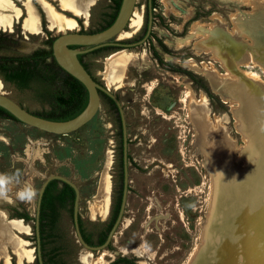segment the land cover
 <instances>
[{
    "label": "rangeland",
    "instance_id": "obj_1",
    "mask_svg": "<svg viewBox=\"0 0 264 264\" xmlns=\"http://www.w3.org/2000/svg\"><path fill=\"white\" fill-rule=\"evenodd\" d=\"M11 1L22 15L14 21L11 31H0L12 32L16 26V32L21 35L18 38L20 52L27 53L41 46L49 33L43 28L38 33L24 31L29 2L37 8L41 24L43 21L52 36L62 32L50 26L40 0L37 1L41 7L36 0ZM44 1L65 16L76 18L78 25L66 31L97 30L108 19L104 14L112 11L111 0H95L89 13L79 18L62 10L61 1ZM167 4L171 10L167 9L165 0H156L150 39L119 49L135 55L139 67L130 66L120 84L108 87L119 96L124 108L130 159L125 211L110 244L101 250L108 253L104 264L121 256L131 258L137 264H264V1L259 3L256 13L248 3L240 0H167ZM138 21L139 26L136 29L130 26L120 39H133L141 33L146 21V0L140 2L135 16V22ZM234 23L237 25L235 31ZM202 31L209 33V46L217 48L218 54L195 47L196 41L199 43L203 38ZM244 33L249 37H243ZM179 41L181 46L177 48ZM110 52L83 56L91 73L102 83H105L106 60L115 54L108 56ZM174 57L179 61L174 62ZM188 59L195 61L194 66L184 64ZM221 60L239 82L222 78L227 73ZM161 62L172 63L200 80L194 82L186 73L174 72ZM207 65H211L220 89L239 100V109H233L213 90L205 75ZM247 73L257 74L259 78H250ZM185 80L189 81L191 89L187 88ZM202 85L208 87L209 92ZM238 89L239 95L234 91ZM192 91L198 99L205 95L209 115L221 118L222 129L230 142L216 140L221 153L213 148L206 149L213 166L212 174L186 111L184 101ZM0 92L29 110L37 107L28 93L18 92L3 81H0ZM237 117L243 122L242 130L236 123ZM210 127L214 129L213 124ZM116 133L115 114L108 109L103 97L91 120L68 134L49 133L20 121L0 118V173L20 174V182L11 186L8 198L16 200V192L24 186H32L38 193L47 176L64 175L79 187V214L85 226L90 228L94 222L100 229L102 225L99 224L109 218L114 192L120 182V149ZM246 134L249 141L245 142L243 135ZM234 148L240 149L247 158L244 168L235 163ZM229 166L240 174L235 182L228 178L221 184ZM257 170L263 172L256 189L262 193L255 208L251 201L247 204L246 215L250 220L236 225L244 239L222 245L218 226L226 213L217 204L221 199L220 191L242 190L246 184L245 175ZM106 178L110 182L109 207L103 218L100 214L104 207L101 189ZM246 189L250 192L249 186ZM227 197L224 192V198ZM239 199L240 194L235 192L228 201L231 215L236 213L233 203ZM35 204L36 198L30 202H17L20 209L25 208L32 216ZM1 205L8 204L4 201ZM146 206L148 209L144 211ZM93 208L99 215L93 216ZM28 224L29 234H21V237L35 249L34 221L30 220ZM53 231L55 235L48 247H57V258L64 264H83L80 260L83 252L91 255L101 252H90L77 242L71 215L65 210L60 211ZM203 238L206 246L202 243ZM249 244H255V250L250 251L248 246L249 253L242 252L243 245ZM10 260L15 264L14 256Z\"/></svg>",
    "mask_w": 264,
    "mask_h": 264
},
{
    "label": "bare ground",
    "instance_id": "obj_2",
    "mask_svg": "<svg viewBox=\"0 0 264 264\" xmlns=\"http://www.w3.org/2000/svg\"><path fill=\"white\" fill-rule=\"evenodd\" d=\"M58 1H61L60 5L62 7V10L71 11L73 14L80 15L81 17L83 15L84 16L87 15L88 7L93 5V3L95 2V0H58ZM168 1H170V0H168ZM240 1L248 3L250 8H253L252 11L255 12L257 10V7L259 5H261L259 3L261 1H264V0H240ZM40 2H41L42 6H43V8L47 14L48 22H49L51 27L56 28L60 31H64L66 29H72V28H75L77 26L74 19L69 18V17L65 16L64 14L60 13L47 1L40 0ZM165 4L167 5V9L171 10L169 5L167 4V0H165ZM237 4H240V3H237ZM170 6H171V4H170ZM174 11L176 13L179 12L178 10H174ZM21 15H22V11L11 0H0V29L8 30L9 28H11L12 23L15 21V19L19 18ZM39 22H40V15H39L37 8L32 3H30V2L27 3L26 4V16H25L24 24H23L24 31L28 32V33L38 32L40 29ZM134 22H135V18H134V21H133L131 27L136 29L139 26L140 21L135 22V23ZM245 24H244V26H245ZM236 28H237V25L235 24L234 31L236 30ZM217 31L219 32L221 30L217 29ZM217 31H214V32L216 33ZM221 33H222V31H221ZM202 37L203 38L200 40L199 43H197L198 41H196L195 47H197L199 49L203 48L205 51H209L213 54H218L219 50L217 48H213V47L209 46L208 41L211 38L209 33H207L206 31H202ZM243 37L248 38L249 35L244 33ZM203 41H205V44L202 43ZM263 42H264V38H263ZM201 44H202V46H201ZM180 46H181V42L179 41L177 43V48H179ZM263 46H264V43H263ZM262 51H264V48ZM127 53L125 51H120V52L115 53L114 55H112L111 57H109L106 60V64H105L106 72L104 74L105 78L103 80L105 81V85L107 87L116 86V85L120 84L122 82V78L124 76H126L127 73L130 71V66L137 65L136 56L132 55V54L130 55ZM196 54H198V53H196ZM174 61L177 62V61H179V59L175 58ZM194 62L195 61H193L192 59H188L185 61L184 64H186L188 66H194ZM221 64L227 73L226 75L222 76V78L223 77H229V78H232V80L236 81V83L239 82V78L237 79V76L234 75L229 70L227 65L224 62H222V60H221ZM205 75L208 76V78L210 79L211 87L213 88V90L216 93L219 94L221 99L224 102L228 103L233 109H239L237 107L241 104L239 102V100H234L235 97L233 99V97H232L233 95H228L227 93H225V91H222L223 89H220L219 82L217 83L218 79L213 74V70L211 69V65H207V67L205 69ZM247 75L250 76V78H259V76L257 74L247 73ZM173 77L175 78L177 76L174 75ZM185 84H186L187 88L191 89L188 80H185ZM234 91H236V94L239 95L240 89L234 90ZM203 95H201V97L198 99L195 96L194 92L192 91L190 97L187 98L184 102L186 103V111L188 113V117L191 119L194 131H195L196 141H198V143H199L201 153L203 155L204 160L206 161L205 163L207 164L208 169L210 170V172L212 174L213 166H212V163L210 161V157L208 156V153L206 152V149L207 148H213V149H215L216 152L221 153L220 147H218L216 140H219L220 142H227V143H230V142L228 141L226 133L222 129V127H224V125L222 123L221 118H218L217 116L211 117V115H209L208 109H207L208 105H206V100L204 98L205 95L204 96ZM236 123L239 127H241L240 130H242L243 122L239 117L236 118ZM210 124H213L214 129H212L210 127ZM247 137H248L247 134L243 135L245 142L247 140L249 141V139ZM233 156L235 157V163L241 164V166L244 168L246 163H247V158L244 157L243 152L240 149L234 148ZM110 162H111V159L109 160V163ZM239 172L240 171L234 169L232 166H229L228 174H227V176H224L221 179V184H223L225 179H228V178L235 182L236 179L238 178L239 174H240ZM261 175H263V172L261 170H257V171H255V173L246 174L245 175L246 176V184L244 185L242 190L235 188V189H232L230 192H228L225 189H222L220 191V198L221 199L219 202H217V204L219 205V207L222 210H224V213H226V217L223 219L220 226H218V232L221 235V239L223 240L222 245L223 244L227 245L226 242H228V244H229V242H232L233 240H235L236 243H239L240 241H242L244 239L242 237V233L239 234L237 232L236 225H239V224L243 225L244 222H246L248 219L250 220V218H248L246 215V207L250 201L253 204L254 208L257 205V202L259 200L258 198H260L259 194L262 193L261 191L256 190L257 184H258L257 182H258V179L260 178L259 176H261ZM246 186H249L250 192L247 191ZM109 188H110L109 178H106L103 181V185H102V189H101V195H102V198H101L102 201L101 202H103L104 207L101 208L100 214L102 215L103 218L107 215V212H108ZM212 189H213L212 190V194H213L214 186L212 187ZM224 192H226V194H228L227 199L224 198ZM235 192L238 193V195L240 194L241 199H239L238 201L233 203V207L236 209V213L231 215L229 213V209L227 207L228 206L227 204H228L229 200H232L233 193H235ZM6 199L10 200V198H8V197ZM92 212H93V216L98 214V213H96L95 208L92 209ZM7 222H9V221H7ZM7 222H4V221L2 222L1 218H0V237L5 239V240L12 241V244L14 245L15 250H18V252H19V254L17 252L19 263H20V261H22L21 260L22 256H25V257H27V259H30L31 255L24 252V250L19 245V242H17L18 238L13 236V234H12L13 230L11 231V226H12V228L18 227L19 229H21L20 226H18L19 224L18 223H10L9 224ZM250 229H252V228H250ZM4 242H2V244ZM202 243L204 246H206L205 238H203ZM2 244L0 243V255L4 256L5 264H9L8 254L6 252H4V250H3L4 244L3 245ZM247 247L249 248L250 251L251 250L253 251V249L255 248V244L254 245L249 244L246 247L243 245L244 249L241 251L243 252L244 250H246L249 253V250L247 249ZM107 255H108V253L106 251H101L97 255H91L89 253L87 254V253L83 252V254H81V256H80V260L83 264H104L106 262V256ZM194 259H195V256H194ZM194 259H192V260H194ZM228 259H229V257H228ZM192 260H191V262H192ZM230 260H232V259H230ZM253 260L254 259H252V261Z\"/></svg>",
    "mask_w": 264,
    "mask_h": 264
},
{
    "label": "trees",
    "instance_id": "obj_3",
    "mask_svg": "<svg viewBox=\"0 0 264 264\" xmlns=\"http://www.w3.org/2000/svg\"><path fill=\"white\" fill-rule=\"evenodd\" d=\"M111 1L112 11L104 14L108 17L106 23L97 30H81L82 32H96L106 28L113 22L117 15L121 0ZM155 4L156 3H153L152 7H154ZM16 34H18V32H16V26L12 32L0 31V77L2 81L18 92L28 93L30 99L37 104V107L34 110L24 108L37 116L50 120L63 121L71 119L79 114L86 106L88 98L87 90L79 80L66 72L57 63L51 48L54 37H48L43 41L41 46L32 49L30 52L22 53L15 49V45L19 41V37H14ZM112 48V46H104L88 53L96 54L107 52L112 50ZM85 54H81L80 56L82 57ZM179 71L189 75L194 82L200 80V78L198 79L196 75L191 72H186L180 68ZM202 87L206 92L208 91V87H204L203 85ZM102 95L108 109L115 114V122L117 123L116 134L118 136L120 149V182L114 212L111 213L107 221L99 224L102 225L100 229L95 226L96 224L94 222H91L92 226L87 228L80 214L78 215V224L82 237L89 245H94L95 243L100 244L105 240L106 234L117 216L122 190V133L119 113L113 100L104 93H102ZM208 95L210 97L212 96L211 93H208ZM0 118L18 121L2 107H0ZM73 201L74 190L69 184L58 179H53L47 184L42 196L39 216L41 258L43 264H64L57 258V247L49 248L48 244L55 235L53 231L54 225L58 221V216L54 209L59 204L61 206H70L71 211ZM8 209L10 210L11 217L21 218L25 222H29L30 220L34 221V216L29 214L25 208L19 210L16 207L8 206ZM35 263L38 264L37 257L35 258ZM107 264L137 263L131 258L121 256Z\"/></svg>",
    "mask_w": 264,
    "mask_h": 264
},
{
    "label": "water",
    "instance_id": "obj_4",
    "mask_svg": "<svg viewBox=\"0 0 264 264\" xmlns=\"http://www.w3.org/2000/svg\"><path fill=\"white\" fill-rule=\"evenodd\" d=\"M141 0H121L117 15L113 22L106 28L96 32H82V31H71L64 30L54 36L51 44L52 54L56 59L57 63L69 74L79 80L87 90L88 98L86 106L83 110L71 119L56 121L37 116L8 95L0 92V107L7 110L15 119L18 121L38 128L40 130L55 133V134H68L85 125L95 115L99 107L101 106L100 93H104L109 96L115 103L121 123L122 133V166H123V190L121 203L118 214L115 221L113 222L105 241L100 245H89L82 237L79 224V200L80 190L77 184L69 179L68 177L61 174H51L47 176L41 183L38 194L36 197L35 212H34V235H35V251L39 264H43L41 258V244H40V231H39V216L40 206L44 190L47 184L53 180L58 179L62 182L69 184L74 190V202H73V226L75 230V236L77 242L89 250L101 251L110 244L114 234L117 232L119 225L123 219V213L125 211L128 185H129V163H128V131L127 123L124 113V108L119 99V96L106 87L105 83L97 81L93 76L85 69L78 55L90 52L94 49L108 46V45H119V46H133V44H124L121 42H115L122 38L132 25L139 8ZM76 19V18H74ZM152 15H149V28H151ZM42 29V28H41ZM146 36L138 42V44L144 41ZM118 51V50H116ZM0 81H2L0 79Z\"/></svg>",
    "mask_w": 264,
    "mask_h": 264
},
{
    "label": "flooded vegetation",
    "instance_id": "obj_5",
    "mask_svg": "<svg viewBox=\"0 0 264 264\" xmlns=\"http://www.w3.org/2000/svg\"><path fill=\"white\" fill-rule=\"evenodd\" d=\"M54 2H55V0H54ZM153 3H156V0H146V21H145V25H144V27H143V29H142V31H141V33L137 36V37H135V38H133V39H119V40H117V41H115V42H121V43H124V44H133V43H135V45H133V46H136V45H138V42L139 41H141L145 36H146V38H145V40L144 41H142V43H140V44H143V43H145L148 39H150L151 38V32H152V23H153V18H154V16H153V11H152V9L153 8H155V6H156V4L154 5V7H152V4ZM57 4V3H56ZM65 11V10H64ZM150 13H151V15H152V19H151V28H150V30H149V33L147 34V32H148V28H149V15H150ZM42 28L43 29H45V31H48L49 33L47 34V36H46V38H48V37H54V36H52L51 35V32H50V29L48 28V27H46L45 25H43V23H42ZM14 37H21V35L20 34H16ZM20 41H18L17 42V44L15 45V49L16 50H18L19 49V46H20ZM108 46H112L113 48H112V50H110L111 52H110V54L108 55V56H110L111 54H114V53H116V52H120L121 50H119V49H123V48H128V47H133V46H119V45H108ZM161 46L163 47V49H165L166 51H168L169 52V50L168 49H166V47L164 46V45H162L161 44ZM116 50H118V51H116ZM19 51V50H18ZM153 52H154V54L157 56V58L159 59V61H162V59L160 58V56L158 55V53H157V51L155 50V49H153ZM88 53V52H87ZM83 54H85V53H83ZM81 54H79L78 55V57H79V60L81 61V63L83 64V66L85 67V69L93 76V78H95L97 81H98V79L91 73V71L89 70V68H88V64L84 61V58H83V56L81 57L80 56ZM175 58L176 57H174V58H172L173 59V61L175 60ZM175 62V61H174ZM161 64L162 65H164L165 67H167V68H171L172 69V71H174V72H176V71H179V68L178 67H176L174 64H172V63H163V62H161ZM0 79H1V77H0ZM103 79V78H102ZM2 80V79H1ZM100 97H101V100H102V97H103V95H102V93H100ZM120 118V117H119ZM121 124V123H120ZM128 145H129V139H128ZM129 159H130V154H129V147H128V163H129ZM123 167V166H122ZM118 190H119V187H117L116 189H115V192H114V196H113V199H112V204H111V207H110V214H109V217H110V215H111V213H113L114 212V209H115V206H116V201H117V197H118ZM122 190H123V174H122ZM122 190H121V197H122ZM128 192H129V185H128ZM151 192H154L153 190H151ZM146 198L147 199H149L150 197L149 196H146ZM42 201V200H41ZM74 202V201H73ZM127 202V201H126ZM120 203H121V198H120ZM119 207H120V204H119ZM72 210L70 211V206H61V205H57L56 206V208L54 209V211L57 213V216L60 214V211L61 210H65L69 215H72V217H73V205H72ZM148 209V207L146 206V207H144V211L145 210H147ZM40 211H41V206H40ZM118 211H119V209H118ZM118 214V213H117ZM81 216V215H80ZM83 219V218H82ZM116 219V218H115ZM84 221V220H83ZM115 221V220H114ZM72 222H73V220H72ZM110 230V229H109ZM109 232V231H108ZM108 234V233H107ZM107 234H106V237H107ZM106 237H105V239H106ZM105 241V240H104ZM103 241V242H104ZM102 242V243H103ZM102 243H100V244H102ZM35 244H36V241H35ZM100 244H98V243H95L94 245H100ZM37 256H36V251H35V258H36ZM118 258V257H117ZM116 258V259H117ZM113 260H115V259H113ZM112 260V261H113ZM111 262V261H110ZM32 264H36L35 263V260L33 261V263ZM39 264V263H38Z\"/></svg>",
    "mask_w": 264,
    "mask_h": 264
},
{
    "label": "crops",
    "instance_id": "obj_6",
    "mask_svg": "<svg viewBox=\"0 0 264 264\" xmlns=\"http://www.w3.org/2000/svg\"><path fill=\"white\" fill-rule=\"evenodd\" d=\"M37 1V0H36ZM56 1V0H55ZM37 3L39 4V6L41 7L40 3L37 1ZM42 9V8H41ZM43 10V9H42ZM89 10H90V6L88 7L87 9V14L89 13ZM69 13H71L73 16H76V17H81L80 15H75L73 14L71 11H68V10H65ZM44 12V11H43ZM82 17H85L84 15ZM16 20V19H15ZM75 22L76 24L78 25V22L77 20L75 19ZM13 24L14 22L12 23V26L11 28L13 27ZM39 25H40V29L38 32L41 31V28H42V24H41V19H40V22H39ZM11 28H9L8 30L11 31ZM5 30V29H3ZM24 32V31H23ZM36 32V33H38ZM9 199H0V218H1V221L3 222H7V223H18L20 226L21 229H19L18 227H13L11 226V231H12V234L13 236H15L16 238H18L17 242H19V245L21 246V248L24 250L25 253L31 255V258L30 259H27V257L25 256H22L20 263L18 262V250H15L14 248V245L12 244V241H8V240H5L3 238L0 237V243L2 244V242H4L2 245H3V250L4 252H6L8 254V257H9V264H12L11 263V260L10 258L12 256L15 257V264H29V263H32L34 260H35V249H33V247L30 246V243L25 239V238H22L21 237V234L23 235H28L29 233V229H30V225L28 224V222H25L23 219L21 218H17V217H11L10 216V210L7 208V206H11V207H16L18 208L19 210H21L19 208V206L17 205V202L18 200L14 199L13 197H9ZM7 202L8 205H1L2 202L4 201ZM17 205V206H16ZM3 211V212H2ZM30 214V213H29ZM5 217V218H4ZM7 220V221H6ZM14 237V238H15ZM15 238V239H16ZM3 240V241H2ZM7 245V246H6ZM27 247V248H26ZM8 248V249H7ZM15 252V253H14ZM18 252V254H17ZM0 262H2L4 264V256L3 255H0Z\"/></svg>",
    "mask_w": 264,
    "mask_h": 264
},
{
    "label": "clouds",
    "instance_id": "obj_7",
    "mask_svg": "<svg viewBox=\"0 0 264 264\" xmlns=\"http://www.w3.org/2000/svg\"><path fill=\"white\" fill-rule=\"evenodd\" d=\"M20 182V174L0 173V199H6L11 192V186ZM37 191L32 186H24L16 192V198L20 201L30 202L37 196Z\"/></svg>",
    "mask_w": 264,
    "mask_h": 264
}]
</instances>
